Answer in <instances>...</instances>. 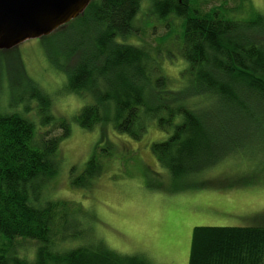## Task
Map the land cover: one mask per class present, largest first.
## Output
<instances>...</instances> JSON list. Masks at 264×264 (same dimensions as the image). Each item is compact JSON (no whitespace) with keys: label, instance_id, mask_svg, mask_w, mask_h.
Masks as SVG:
<instances>
[{"label":"trees","instance_id":"16d2710c","mask_svg":"<svg viewBox=\"0 0 264 264\" xmlns=\"http://www.w3.org/2000/svg\"><path fill=\"white\" fill-rule=\"evenodd\" d=\"M142 1L93 0L81 16L44 37L82 28L74 48L50 47L49 58L56 63L62 57L56 66L66 73L69 90L94 98L75 118L80 127L92 130L112 121L119 132L139 139L149 118L172 131L152 145L158 162L173 178L200 175L244 148L247 111L257 97L264 99V16L250 0H219L208 11L198 0H150L160 20L173 16L182 22L187 67L183 86L174 90L162 54L119 41L139 36ZM245 13L248 19L236 17ZM37 96L49 111L48 96ZM50 122L60 135L46 130L40 136L43 131L25 115L0 112V264H151L92 237L78 220L79 205L41 204L44 187L60 170V143L71 133L67 120ZM102 171L93 156L71 184L89 189ZM86 236L89 242L76 245ZM21 241L36 245L29 250ZM189 264H264V226H196Z\"/></svg>","mask_w":264,"mask_h":264},{"label":"rangeland","instance_id":"374dc122","mask_svg":"<svg viewBox=\"0 0 264 264\" xmlns=\"http://www.w3.org/2000/svg\"><path fill=\"white\" fill-rule=\"evenodd\" d=\"M198 1L204 11L221 4L219 0ZM250 1L255 12L264 16V0ZM151 8L150 0L142 1L136 19L139 36L119 41L162 54L163 73L171 88L179 89L187 67L181 51L182 22L173 16L160 20ZM236 17L248 19L250 13ZM81 29L0 50V112L25 115L43 131L40 136L46 130L61 134L47 125L49 119L50 126L65 119L71 127L70 135L60 143L59 173L50 188L44 187L41 204L49 200L79 205L78 220L92 237L102 239L116 253L142 255L151 264H189L196 226H264V99L257 97L247 111L241 151L200 175L173 178L152 152V145L167 140L171 130L164 131L146 118V131L136 139L119 132L112 121L92 130L76 122L94 98L69 90L66 73L56 66L62 57L56 56L54 63L49 53L50 47L74 48L82 37ZM37 94L48 96L49 111ZM93 156L102 163V173L89 189L73 187V176L81 175ZM21 242L29 250L36 245ZM85 242L88 236L76 245Z\"/></svg>","mask_w":264,"mask_h":264},{"label":"water","instance_id":"95a60500","mask_svg":"<svg viewBox=\"0 0 264 264\" xmlns=\"http://www.w3.org/2000/svg\"><path fill=\"white\" fill-rule=\"evenodd\" d=\"M93 0H0V50L50 36L81 16Z\"/></svg>","mask_w":264,"mask_h":264}]
</instances>
